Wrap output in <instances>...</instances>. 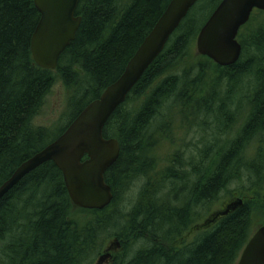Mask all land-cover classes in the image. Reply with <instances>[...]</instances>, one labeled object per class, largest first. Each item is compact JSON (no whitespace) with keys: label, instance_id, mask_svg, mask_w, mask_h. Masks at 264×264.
I'll use <instances>...</instances> for the list:
<instances>
[{"label":"trees","instance_id":"16d2710c","mask_svg":"<svg viewBox=\"0 0 264 264\" xmlns=\"http://www.w3.org/2000/svg\"><path fill=\"white\" fill-rule=\"evenodd\" d=\"M169 2L79 0L75 39L46 70L30 51L40 18L34 0H0V186L121 76ZM220 2L192 6L105 124L103 137L120 148L104 175L111 203L75 207L61 172L41 165L0 199V264H95L111 240L119 249L109 264H235L254 217L264 220L255 207L264 199V11L254 10L240 29L238 61L220 67L193 49ZM57 84L65 91L62 122L38 125ZM242 178L243 205L186 241Z\"/></svg>","mask_w":264,"mask_h":264},{"label":"water","instance_id":"95a60500","mask_svg":"<svg viewBox=\"0 0 264 264\" xmlns=\"http://www.w3.org/2000/svg\"><path fill=\"white\" fill-rule=\"evenodd\" d=\"M197 1L170 0L121 76L99 98L90 102L60 136L15 169L0 186V199L29 173L52 162L61 172L69 199L75 207L102 210L111 203L113 195L104 175L117 161L120 148L114 138L103 137L104 126L164 50L171 35ZM78 3L79 0H34L40 18L31 37L30 51L38 67L54 70L59 57L75 39L81 23V18L75 15ZM254 10L264 11V0H221L196 36L197 54L220 67L235 64L241 55L238 33ZM242 205V199L226 204L210 222ZM118 245L116 242L113 246ZM111 249L112 245L96 264L110 260ZM236 264H264V225L249 238Z\"/></svg>","mask_w":264,"mask_h":264},{"label":"rangeland","instance_id":"374dc122","mask_svg":"<svg viewBox=\"0 0 264 264\" xmlns=\"http://www.w3.org/2000/svg\"><path fill=\"white\" fill-rule=\"evenodd\" d=\"M193 49L196 52L195 43H194ZM64 106H65V91L61 84H57L56 86H54L51 93L46 98L45 105L43 106L40 114L36 118V123L38 125H43V126H48V127H53L55 124H60L62 122L60 119L62 117ZM193 129L198 130V128H193ZM198 136L199 135L196 134L195 138L198 139L197 138ZM192 137L193 136L189 137V141L192 140ZM185 151L187 153H185V156L183 159L188 158L190 155L189 149L185 148ZM137 186H140V185H138L137 183L135 184V186L131 189L130 193L127 195V198H128L127 200H129L130 198L133 200V196H135V194L138 191ZM245 186H247L245 179L242 178L241 180H234L233 183H231L228 186L227 191L225 190L220 193L215 203L212 204L209 210L205 214L202 215L201 220L199 222L197 221L193 225V227L191 228V231L185 235V240L191 241L195 237L196 233L201 232L202 230L205 229V227L206 228L210 227V225L213 224L210 222L213 215L223 210L226 204L233 202L236 199H240L241 197L236 196V192L237 190H243L241 188ZM241 199L242 201H244L243 198ZM123 201L124 202L126 201L125 198L123 199ZM255 207L256 208L262 207L264 209V199L257 200V206ZM255 215H257V213ZM263 222H264L263 218L261 219L260 216H255L253 232L257 228H259L261 223ZM115 242H116L115 240H111L106 246V249L109 247L110 244H113ZM116 249H119V247H115L113 251H116ZM237 260L235 264L237 263ZM96 263L97 261L95 262V264ZM109 263H110V260L106 261L104 264H109Z\"/></svg>","mask_w":264,"mask_h":264},{"label":"flooded vegetation","instance_id":"af4514ba","mask_svg":"<svg viewBox=\"0 0 264 264\" xmlns=\"http://www.w3.org/2000/svg\"><path fill=\"white\" fill-rule=\"evenodd\" d=\"M217 220H218V218H217L215 221H217ZM215 221H214V222H215ZM263 225H264V224H263Z\"/></svg>","mask_w":264,"mask_h":264}]
</instances>
